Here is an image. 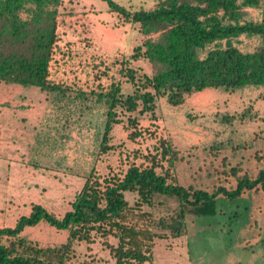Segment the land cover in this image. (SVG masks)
Segmentation results:
<instances>
[{
    "label": "trees",
    "instance_id": "trees-1",
    "mask_svg": "<svg viewBox=\"0 0 264 264\" xmlns=\"http://www.w3.org/2000/svg\"><path fill=\"white\" fill-rule=\"evenodd\" d=\"M104 1L118 24H138L144 35L121 63V74L134 86L131 93L124 94L122 82L114 77L108 85L99 84V90L89 91L73 90L52 77L51 64L61 49L58 14L62 0H0V82L37 86L51 94L53 105L61 111L77 103L91 113L101 109L102 131L99 125L95 133L101 151L112 148L108 144L111 131L122 122L118 107L128 113V123L137 127L141 116L156 117L159 97L178 106L188 95L206 88L232 92L264 87V16L247 19L243 12L262 0H158L150 10ZM241 35L256 36L260 43L253 51L244 52L233 43ZM221 41L225 46L217 45ZM140 58L151 62L156 71L149 74L132 64ZM260 96L264 98V91ZM252 109L248 106L236 114H218V118L224 123L258 118ZM141 134L134 130L129 137ZM54 144L55 137L40 131L34 151L41 152L45 145L51 150ZM142 157L140 163L131 162L125 171L112 176L88 171L71 208L61 216L34 203L31 212L20 216L14 226H0V264H67L80 258L78 243L91 244L97 236L103 238L114 264H143L151 259L157 238H177L185 233L187 215H215L220 212V196L233 200L246 191H264V169L252 175L240 164L229 166L227 158L223 173L235 178L233 187L219 185L209 191L181 184L174 171L183 156L173 141L163 136ZM126 192L138 195L134 205ZM161 196L178 201L179 208L171 216L157 221L159 227L170 230L168 234L138 220L150 218L142 207L153 206ZM41 222L67 230V240L43 245L22 234L26 227ZM109 236L118 242H110ZM93 261L83 258L80 264H101Z\"/></svg>",
    "mask_w": 264,
    "mask_h": 264
},
{
    "label": "rangeland",
    "instance_id": "rangeland-1",
    "mask_svg": "<svg viewBox=\"0 0 264 264\" xmlns=\"http://www.w3.org/2000/svg\"><path fill=\"white\" fill-rule=\"evenodd\" d=\"M82 2V0H62L59 6L58 33L61 49L57 51L55 60L51 64L52 77L73 90L86 91L99 90V84L106 86L111 82V77H114L122 82L124 94L131 93L134 86L121 74L120 68L122 60L132 53V45L139 41V39L132 40L133 37L128 35L134 31L135 27H130L125 34L127 38L123 47H119L117 52L113 53L114 55L109 54L106 56L109 58H106L105 50L94 44L95 24L98 23L99 12L102 11L93 6L84 5ZM243 12L247 19H261L264 16V0L257 7L244 8ZM108 18L110 17H104L98 21L104 25H111V20ZM65 29L69 31L66 32ZM117 32L123 33L121 30ZM233 43L242 51L248 52L253 51L260 40L256 36L241 35L233 39ZM225 44V41L217 43L218 46H225ZM98 51H103L102 56ZM95 64L98 67H95ZM132 64L141 67L149 74L156 71L155 66L143 58L132 60ZM247 92L246 103H243L244 93L232 95L221 89L195 92L178 106L171 105L165 98L160 97L157 100L156 117L153 118L150 114L141 116L137 127H132L128 123V113L118 107L117 111L122 122L114 125L108 141L112 148L105 152L99 149L100 138L98 139L95 134L100 128L99 125L102 124L101 109H95L91 113L78 103L63 111L54 106L48 118V125L40 127V131L49 132L52 137H55L56 144L51 150L49 145H45L40 154L46 153L44 161L48 165L56 163L70 171L81 170L88 173L93 170L102 176H112L125 171L131 162L140 163L143 159L142 155L152 150L158 137L163 136L171 139L183 156V159L177 162L174 171L181 184L209 191H213L219 185L231 188L235 185V178L223 173L224 158L228 159L229 166L242 162L243 171L250 172L252 175H256L264 167V157L262 158L264 141L255 135L264 129L262 119L264 103L259 105L262 116L259 119L255 118L256 120H247L244 123L236 121L230 124L221 122L218 118V114L241 111L249 103L248 100L254 98L257 89ZM134 130L142 134L133 139L129 137V134ZM190 134L195 139H190ZM228 140H231L233 144H227ZM187 141L189 143H185ZM218 143L224 145L215 148L213 145ZM256 152L260 159L255 156ZM234 153L237 154L234 155ZM54 168L58 172L57 166ZM58 184L53 185L52 191L48 193L55 195L64 190L65 195L60 199L46 200L52 205L50 209L60 215L68 208V202L70 198H73V188L77 184L70 182L67 188H64L63 183L58 182ZM126 197L130 204L134 205L138 195L126 192ZM218 207L220 212L215 215L197 217L190 214L186 217L187 233L183 239L190 249L192 264H225L228 253L240 255L243 261H247L251 258L253 250L264 249V241H259L258 244H242L241 242L245 237L250 238L253 233L257 234L258 230L253 224V217L264 215L263 191L252 190L244 197L233 200L220 196ZM178 208L177 199L157 197L153 206L143 205L142 209L151 216L139 218V223L150 222L149 224H152L151 226L159 232L168 234L170 230L159 227L157 221L161 217L171 216ZM2 218L3 216L0 215V222ZM12 219L10 217V221ZM193 220H195L194 223ZM250 222H252L251 225ZM23 235L43 245L60 244L67 240L68 231L58 230L47 223H41V225L39 223L35 227H26ZM163 239L166 238L156 239L157 253H167ZM167 239L171 237L167 236ZM102 240V237L97 236L95 242L90 244L91 246H87L84 242V245H81L80 258L67 264H80V260L86 256L88 259H94V263L106 264L110 262L109 258L106 259V255L115 262L109 249L102 244ZM109 241L115 244L118 242L113 236H109ZM102 253L106 255L103 256ZM187 263L188 260L184 264ZM261 263L259 259L255 260V264Z\"/></svg>",
    "mask_w": 264,
    "mask_h": 264
},
{
    "label": "crops",
    "instance_id": "crops-1",
    "mask_svg": "<svg viewBox=\"0 0 264 264\" xmlns=\"http://www.w3.org/2000/svg\"><path fill=\"white\" fill-rule=\"evenodd\" d=\"M82 1V4L89 7L93 6L95 7V9L98 8L99 11H102L99 12L100 17L98 19L110 17L108 19L111 20V25H104L97 19L98 23L95 24L94 29L96 31L94 34V44L96 47L105 50V57L109 54L114 55L113 53L117 52V49L119 47H123L127 38L125 34H127L130 27H135V29L128 35L133 37L132 40L139 39L138 42L132 45V48L143 41L144 35L139 31V25L135 23L118 24L116 15L109 10V6L106 1ZM116 1L123 5L131 6L134 9L144 8L147 10L154 9L158 3V0ZM117 26H120L121 29ZM117 30H121L123 33L120 34L117 32ZM65 31L68 32L69 30L65 29ZM98 53L102 56L103 51H98ZM207 89L219 88H206L204 90ZM252 89H257V93L255 94L254 98H250V100H248L249 103L245 105L242 110L248 106H252L253 112L258 113L259 119L262 116V109L259 105L264 103V98H262L260 95L263 93L264 87L248 86L232 92H226L232 93V95H235V93H238L239 95H241V93H244L245 97L243 103H246V94L249 93L247 91H251ZM162 98H165V100L167 101L166 97ZM52 107H54V105L51 101V94L47 91L41 90L37 86H23L15 83L0 82V215L3 216L0 222V226H14L20 216L28 215L31 212L32 205L34 203L42 204L50 211L57 214L54 210L50 209L52 205L47 200H50L49 198L60 199L65 195L64 190L59 193H55V195L48 193V191H52L51 187L53 185L55 186V184H58V182L63 183L64 188H67V184H69L70 182L77 184V186L73 188V198H70V201L68 202V208L65 210V212L68 211L71 208V203L75 195L81 190L86 181V171H70L64 166H60L56 163L48 165L44 161V157L46 155H41L40 152L34 151L36 139L38 134L40 133V127H46V122L51 116ZM241 111L239 110L236 113H239ZM247 120L252 121L256 119ZM247 120L239 122L244 123ZM235 122L236 121L232 123ZM261 131V133L257 132L255 135L257 138L264 141V129H261ZM189 136L191 137L190 139H195L192 134H190ZM190 139L188 141H190ZM188 141L185 143H189ZM226 143L233 144L231 140H228V142ZM236 154L234 153V155ZM255 156L260 159V156L257 155V152ZM263 157L264 156H262V158ZM236 164L242 165L243 163L239 161V163ZM54 166H57L58 172L55 171L56 169L54 168ZM262 169H264V167ZM58 187L61 188V185L58 184ZM247 192L249 191L243 193L240 198L244 197ZM65 212L57 215L61 216ZM196 216L200 217L198 215ZM204 216L205 215L201 217ZM10 217L13 218L11 221ZM194 222L195 220H193V223ZM263 223L264 215L253 217V224L256 227L255 229L258 230L257 234L253 233L250 238L245 237L244 240L241 241L242 244H258L259 241L263 242L264 225H261ZM251 224L252 222H250V225ZM186 233L187 228L185 233L180 237L171 238L169 240L167 238L163 239L165 241L164 245L167 253H157L155 241L151 259L145 261L143 264H184L186 260H188L187 264H192L190 249L188 248L187 242L183 239ZM83 243L84 242H80L77 244L79 253L82 251L81 245H84ZM85 244L87 246H91L86 242ZM102 255L105 256L106 254L104 255V253H102ZM105 257L106 259H110V262L106 264H114L110 256L106 255ZM86 258L88 259L87 256ZM257 259L262 262L261 264H264V249L253 250L251 258L247 261H243L240 255L228 253L225 264H255V260Z\"/></svg>",
    "mask_w": 264,
    "mask_h": 264
}]
</instances>
